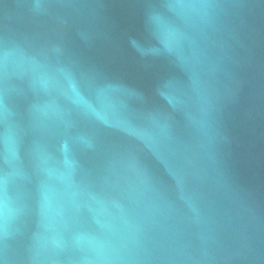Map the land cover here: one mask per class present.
Instances as JSON below:
<instances>
[{
    "label": "water",
    "instance_id": "95a60500",
    "mask_svg": "<svg viewBox=\"0 0 264 264\" xmlns=\"http://www.w3.org/2000/svg\"><path fill=\"white\" fill-rule=\"evenodd\" d=\"M0 264H264V0H0Z\"/></svg>",
    "mask_w": 264,
    "mask_h": 264
}]
</instances>
